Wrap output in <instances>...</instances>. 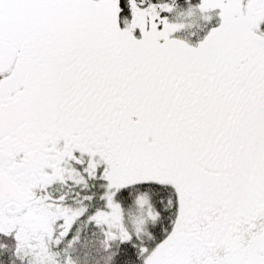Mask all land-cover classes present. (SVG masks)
I'll return each instance as SVG.
<instances>
[{
  "label": "snow or ice",
  "instance_id": "snow-or-ice-1",
  "mask_svg": "<svg viewBox=\"0 0 264 264\" xmlns=\"http://www.w3.org/2000/svg\"><path fill=\"white\" fill-rule=\"evenodd\" d=\"M0 264H264V0H0Z\"/></svg>",
  "mask_w": 264,
  "mask_h": 264
}]
</instances>
